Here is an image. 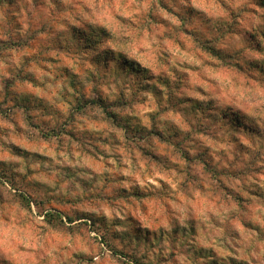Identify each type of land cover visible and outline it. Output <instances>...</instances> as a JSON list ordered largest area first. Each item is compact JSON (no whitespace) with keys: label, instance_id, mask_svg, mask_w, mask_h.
<instances>
[{"label":"rangeland","instance_id":"rangeland-1","mask_svg":"<svg viewBox=\"0 0 264 264\" xmlns=\"http://www.w3.org/2000/svg\"><path fill=\"white\" fill-rule=\"evenodd\" d=\"M0 264H264V0H0Z\"/></svg>","mask_w":264,"mask_h":264}]
</instances>
